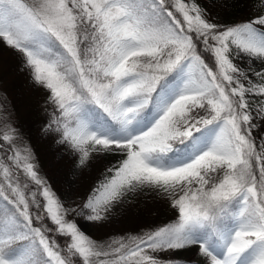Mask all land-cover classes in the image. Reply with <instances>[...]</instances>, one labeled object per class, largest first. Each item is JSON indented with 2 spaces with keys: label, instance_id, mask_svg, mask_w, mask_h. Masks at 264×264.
I'll use <instances>...</instances> for the list:
<instances>
[{
  "label": "snow or ice",
  "instance_id": "snow-or-ice-1",
  "mask_svg": "<svg viewBox=\"0 0 264 264\" xmlns=\"http://www.w3.org/2000/svg\"><path fill=\"white\" fill-rule=\"evenodd\" d=\"M0 45L73 176L98 171L82 203L59 196L0 92V264H264V0H0ZM148 193L174 219L81 227Z\"/></svg>",
  "mask_w": 264,
  "mask_h": 264
},
{
  "label": "trees",
  "instance_id": "trees-1",
  "mask_svg": "<svg viewBox=\"0 0 264 264\" xmlns=\"http://www.w3.org/2000/svg\"><path fill=\"white\" fill-rule=\"evenodd\" d=\"M3 73L9 75L2 87L3 93L15 110L16 126L22 131L31 144L38 162L39 174L44 175V165L47 160L44 157L43 148L46 143H52L51 135L42 136V126L45 123V101L47 98L35 94L28 86V75L19 70V57L15 55ZM28 82V84H27ZM1 85V86H2ZM262 132V129H260ZM174 219V212L165 204L154 208L151 204L141 203L136 207L127 221L118 227H112L96 234L95 241H108L110 237H119L125 233H136L142 228L154 227Z\"/></svg>",
  "mask_w": 264,
  "mask_h": 264
},
{
  "label": "rangeland",
  "instance_id": "rangeland-1",
  "mask_svg": "<svg viewBox=\"0 0 264 264\" xmlns=\"http://www.w3.org/2000/svg\"><path fill=\"white\" fill-rule=\"evenodd\" d=\"M198 2L207 3V0H198ZM219 11V9H212V15ZM250 15V11L245 7H232L228 10L227 15L223 17L225 21H239ZM17 55L14 51L0 45V92L3 91L2 85L7 80L9 75L4 76V69H10V60ZM29 82V84H28ZM28 86L35 94H40L42 97L47 98V94L44 90L34 87L28 78ZM2 85V86H1ZM264 132V129H262ZM43 155L47 160L44 165L45 174L43 177L47 179V182L61 197H64L69 191V185L71 184V190L74 192L77 198V203H82L83 199L88 195L93 184L98 179V171L96 169L92 171H85L82 175L78 176V179L72 174V166L74 161L67 155H61L63 152L62 147L58 148L54 141L52 143H46L43 148ZM102 171V169L100 170ZM151 204L154 208L160 207L161 204H168L165 201L155 198L151 193L147 195L141 194L137 196L129 205H127L117 217V221L109 223L101 227H93L91 225L81 222V227L91 238L96 234H100L103 230H108L112 227H118L127 221L130 214L138 207L139 204Z\"/></svg>",
  "mask_w": 264,
  "mask_h": 264
}]
</instances>
